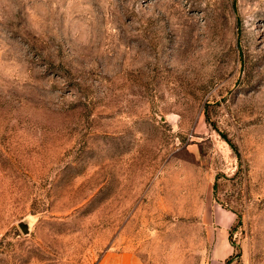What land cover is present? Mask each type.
<instances>
[{
	"label": "rangeland",
	"instance_id": "rangeland-1",
	"mask_svg": "<svg viewBox=\"0 0 264 264\" xmlns=\"http://www.w3.org/2000/svg\"><path fill=\"white\" fill-rule=\"evenodd\" d=\"M215 206L264 264V0H0V264H207Z\"/></svg>",
	"mask_w": 264,
	"mask_h": 264
},
{
	"label": "crops",
	"instance_id": "crops-1",
	"mask_svg": "<svg viewBox=\"0 0 264 264\" xmlns=\"http://www.w3.org/2000/svg\"><path fill=\"white\" fill-rule=\"evenodd\" d=\"M213 219L209 227L215 233L207 264H227L235 254V243L230 238L231 230L236 222V214L222 206H215L211 210ZM238 244V242L236 243ZM242 264H248L241 256ZM99 264H143L127 252H108Z\"/></svg>",
	"mask_w": 264,
	"mask_h": 264
},
{
	"label": "trees",
	"instance_id": "trees-1",
	"mask_svg": "<svg viewBox=\"0 0 264 264\" xmlns=\"http://www.w3.org/2000/svg\"><path fill=\"white\" fill-rule=\"evenodd\" d=\"M238 248V245L235 244V254L227 261V264H241V253Z\"/></svg>",
	"mask_w": 264,
	"mask_h": 264
}]
</instances>
